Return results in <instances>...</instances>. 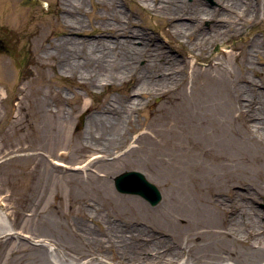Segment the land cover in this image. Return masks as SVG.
Returning a JSON list of instances; mask_svg holds the SVG:
<instances>
[{"label":"rangeland","instance_id":"rangeland-1","mask_svg":"<svg viewBox=\"0 0 264 264\" xmlns=\"http://www.w3.org/2000/svg\"><path fill=\"white\" fill-rule=\"evenodd\" d=\"M22 1L0 0V39L11 51L0 52V231L7 225L15 232L0 237V264H56L59 259L83 264L90 258L95 259L94 264H127L130 260L121 257L122 253H138L146 249L144 243L164 240L187 249L181 264H207L213 256L196 257L187 234L216 226L206 234L209 242L220 244L223 237L217 232L228 223L223 225L220 213L214 214V219L198 215L201 207L197 209L196 204L207 203L212 193L228 196L235 187L241 194L237 198L242 203L239 208L264 214V195L249 188H264V145L251 134H243L242 122L229 97L232 83L210 66L222 61L235 75L242 74V66L232 54L244 44L246 49L251 47L252 39L260 51L256 66H264V0L244 2L257 5L258 24L247 25L242 34L226 41L214 42L199 61H193L186 41L211 32L214 19L204 16L201 23L192 21L196 27L183 29V37L168 33H176L178 22H191L186 16L200 6L216 8L219 13L227 11L218 0H167L161 3L164 9L157 10L148 7L150 2L145 0H85L81 8H70L69 12L83 21L77 38L88 51L92 39L108 37L103 36V25L118 9L125 22L153 38L148 48L141 47L139 62L131 65L133 73L116 72L113 79L102 83L94 79L82 82L79 71L84 69L73 76L60 71L54 47L61 26L53 25L56 21L63 24L64 10L59 11L57 5L60 0H40V4L30 6ZM181 4L186 14L181 18L170 15L168 7ZM55 30L51 39H44V34ZM135 46L140 47L141 42L138 40ZM127 48L117 49V54L124 55L129 49L133 52ZM149 52L155 59L147 66ZM111 62L118 69L122 61L115 57ZM184 62L188 68L177 103L171 104L154 90L139 97L138 107L133 106L144 80L152 78L161 90V72L166 68L178 70ZM84 64L90 70L95 62ZM247 75L259 79L251 71ZM106 107H114V114L121 115L120 125L106 124L102 138L89 141L92 147L100 144L99 148H82L88 140L90 118L101 113L114 115ZM109 140L105 150L101 143ZM62 150L63 156L59 154ZM95 155L101 157L94 159ZM55 160L66 167L54 166ZM133 170L142 172L159 188L162 200L157 205L116 189V177ZM177 216L183 217L187 226H181ZM261 221L264 231V217ZM81 222L96 236L110 238L108 258L98 255L100 248L93 242L96 238L76 230ZM112 226L118 227V234L111 232ZM131 234L139 235V239H128ZM227 246L233 258L223 264H264V260L251 261L242 256L243 244ZM209 249L216 251L217 246ZM213 255L220 259L227 256L221 251Z\"/></svg>","mask_w":264,"mask_h":264},{"label":"bare ground","instance_id":"bare-ground-1","mask_svg":"<svg viewBox=\"0 0 264 264\" xmlns=\"http://www.w3.org/2000/svg\"><path fill=\"white\" fill-rule=\"evenodd\" d=\"M84 1L85 0H60L57 5L59 11L62 12V10H64L62 12V19L64 20L61 19L63 24L61 25L58 21H56L53 25L61 26V29L58 30V32L55 30L44 34L45 40L51 39V36H53L56 32L59 34V36H57L56 45L54 43V55L58 56L57 58L60 60V71L68 76H73L77 70L84 69L83 72L79 71L80 78L82 79V82L87 81L90 83L91 81L89 80L92 79H94L97 83L113 79L116 72H121V74L133 73V67L131 65L139 62V57H141L142 53L141 50L143 48H148L151 45L153 38L146 32L135 28L134 25L129 22H125L123 13H120L121 10L118 9L112 12L110 20H107L103 25V36L106 35L108 37L92 39L89 43V52L88 49L84 47L83 41L77 38V30L82 29L83 21L78 16L69 12L71 10L70 8L74 10L81 8ZM145 1L150 2L148 7L152 10H157L158 7L164 9V6L162 7L161 3L167 0ZM245 1L246 0H218L217 2L225 4V10L227 9V11H224L223 9L220 13L216 8H208L206 5L200 6L199 9L196 8L192 15L190 14L186 16L191 19V22H178L175 24V28L177 29L176 33H168L167 29L166 32L171 37L174 35L183 37L180 34H186V31L183 29H194L196 27V23L192 21H198L201 23L204 16L208 19H214L215 25L211 32L202 33L194 41H186L187 51L191 54L193 61H199L205 58L204 51L214 42L226 41L233 36L242 34L247 25H256L259 23L258 21L260 20V15L257 5L250 1L249 6H247L244 4ZM66 6L69 7L68 11H66ZM239 8L241 11L238 10ZM168 9L170 10V15H174L173 17L181 18L186 14L184 12L185 8L182 4L173 8L168 7ZM218 15L222 18H218ZM218 19H220V22L216 23ZM138 40L141 42L140 47L135 46V42H138ZM252 40L251 47L246 49L244 44L241 48L239 47L240 49L237 47L239 52L232 54L234 59L242 66L244 71L242 74L235 75L232 69L223 66L222 61L214 66L210 64V66L220 70L219 75L221 78L231 81L232 83L231 91H229V97L237 113V119L242 122L244 131L243 134H251L254 138H257L258 142L261 144L263 143L264 145V66H256L255 57L258 56L260 51L257 41L254 39ZM123 46L132 48L133 52L130 53L129 49L124 55L117 54V51H119L117 49H122ZM141 47L143 48L141 49ZM153 55L155 54L152 52L147 53L146 56L150 60L147 66H149V64L155 59V56ZM115 57L120 58L122 61L121 66L118 69L115 68L113 66L114 63L111 62L112 58L115 59ZM156 57H158L157 54ZM92 61L95 62V65L89 70L85 64ZM83 62H85V66L82 65ZM187 68L188 63L184 62L183 66L178 70L175 68L164 69V72H161L164 78V88H161V90L156 88L157 83H154L152 78L149 77L144 80L135 93L137 96L132 100L133 106L138 107L141 104L139 97H142L145 94L153 93L154 90L169 99L171 104L177 103L179 101L180 89L185 82L184 71ZM248 71H251L252 74H257L259 79L257 80L248 76ZM105 110L110 111L113 114L117 111L114 107H106ZM105 110L104 112H106ZM62 120H64L65 123L67 122L66 117H63ZM120 120V114H114L113 116L104 115L103 113L93 115L89 120L90 124L88 130L86 131V139L88 140L82 148H99L100 144L97 143L92 147V145H89V141L92 143L94 140L95 142L96 140H100L104 134L103 130L106 128V124L109 123V126H112V124L119 126ZM64 121L62 122L64 123ZM239 137L242 136L237 135V138ZM109 142L110 140L105 144L101 143L105 150H108ZM63 153V150L59 152L60 155L62 154L61 156H63ZM99 157H101V155H95L93 158L95 159ZM52 164L54 166L66 167L64 162H60L58 160L53 161ZM249 188L253 189L259 196L264 195L263 187L255 188L250 185ZM237 190L238 189L235 187L231 188L228 191V196L220 193H212L210 199L206 200L207 203L203 202L198 203L199 205H195V207L198 206L197 209L201 207L198 215L204 214L206 215L204 217H208L207 219H214V214L220 213L223 216V225L226 226V223H228V226H223L220 228L221 231L219 230V232H217L219 236L223 237V242L220 244L219 242L214 243L212 240L209 242V239L207 238L209 234H206L207 231L212 230L213 232L215 228H218L216 226L203 227L202 229L204 230H199V228L195 233L187 234L188 236L186 235V240L191 241L194 245L196 257H202L203 259L204 255L213 256V258L208 257L211 260L206 262L207 264H223L224 261L232 259V249L227 245L236 243L243 244L245 247L242 256H244L247 260H264V231L262 226L263 222L261 221L264 214L261 213L260 210L256 211L254 209L250 210L253 211V213L250 214L247 212L246 208H239L238 205L242 203L237 202V198L241 196V194H238L239 192H237ZM166 204L167 203L164 205L166 208L167 205L173 206V203L168 202V204ZM170 206L167 210L172 213V208ZM82 215L87 216V213L82 212ZM0 219H2L1 213ZM175 219L179 221L178 223L181 224V226H187L183 217L177 216ZM117 228V226L109 227V229L114 230L111 232L115 234H118ZM76 230L78 232L82 231L83 234L93 240L96 238L93 242H95L98 248H100L98 255L103 258H108V250L109 247L112 246L108 236H96L94 230L83 222L77 225ZM14 233V230L6 225V227L0 231V237L12 236ZM138 234H141L140 231ZM121 237L122 236L119 238ZM133 238L139 239V235L131 234L128 239ZM89 242L91 243V241ZM107 242L109 243L106 244ZM144 245L146 246V249H143L138 253H122L124 256L121 257H127L130 260L126 262L127 264H181L184 251L187 250L186 248L184 249L181 244L175 243V241L164 240L153 243L146 242ZM211 245H213V247L216 245L217 250L212 251V249H209ZM48 249L52 252L51 249H53V247L50 246ZM220 251L225 252L229 257L226 256V258L220 259L219 257L213 255L216 252L217 255H219ZM94 261V258H90L89 261L83 262V264H94ZM187 261L189 262V260ZM187 261H185V263H187ZM56 264L68 263L63 259H59L56 261Z\"/></svg>","mask_w":264,"mask_h":264},{"label":"water","instance_id":"water-1","mask_svg":"<svg viewBox=\"0 0 264 264\" xmlns=\"http://www.w3.org/2000/svg\"><path fill=\"white\" fill-rule=\"evenodd\" d=\"M40 0H23L22 4L30 6L40 4ZM0 52L10 53V49L4 41L0 39ZM115 187L119 192L132 193L142 196L155 206L162 200V193L159 188L150 182L146 176L139 171H126L118 175L115 179Z\"/></svg>","mask_w":264,"mask_h":264}]
</instances>
